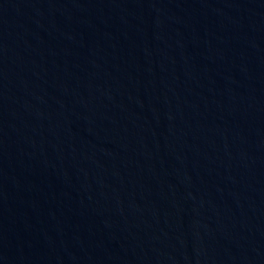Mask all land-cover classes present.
I'll use <instances>...</instances> for the list:
<instances>
[{
	"label": "water",
	"instance_id": "95a60500",
	"mask_svg": "<svg viewBox=\"0 0 264 264\" xmlns=\"http://www.w3.org/2000/svg\"><path fill=\"white\" fill-rule=\"evenodd\" d=\"M0 264H264V0H0Z\"/></svg>",
	"mask_w": 264,
	"mask_h": 264
}]
</instances>
